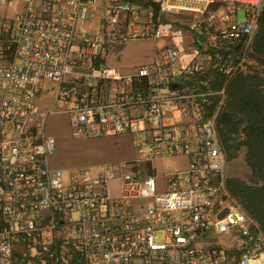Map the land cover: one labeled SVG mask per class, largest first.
<instances>
[{
    "label": "built area",
    "instance_id": "1",
    "mask_svg": "<svg viewBox=\"0 0 264 264\" xmlns=\"http://www.w3.org/2000/svg\"><path fill=\"white\" fill-rule=\"evenodd\" d=\"M263 13L264 0H0V264L259 260L264 230L228 188L218 119ZM132 40L165 44L123 73L111 59ZM51 115L73 138L129 136L136 156L53 167Z\"/></svg>",
    "mask_w": 264,
    "mask_h": 264
},
{
    "label": "trees",
    "instance_id": "2",
    "mask_svg": "<svg viewBox=\"0 0 264 264\" xmlns=\"http://www.w3.org/2000/svg\"><path fill=\"white\" fill-rule=\"evenodd\" d=\"M250 60L264 64V13L247 68ZM250 69L255 71L253 67ZM246 72L239 73L228 86L226 103L218 119V132L229 166L245 151V163L251 172L249 180L227 178V185L264 230V77L256 71ZM223 82L217 81L214 89L219 90Z\"/></svg>",
    "mask_w": 264,
    "mask_h": 264
},
{
    "label": "rangeland",
    "instance_id": "3",
    "mask_svg": "<svg viewBox=\"0 0 264 264\" xmlns=\"http://www.w3.org/2000/svg\"><path fill=\"white\" fill-rule=\"evenodd\" d=\"M237 17L239 22H245V11L240 10ZM177 26L184 33L182 43H192L194 37L190 30L189 21L179 22ZM164 44V40L129 41L112 56L111 65L123 73H131L139 66L151 62L154 52L157 48L163 47ZM250 67H253L258 74L264 77V64H257L255 61L250 60L246 71L248 73L255 72ZM48 105L49 100L46 98L40 103L42 109H46ZM46 133L53 136L56 141L57 150L51 158V164L56 168L68 169L82 164L116 163L133 159L136 156L129 136L99 140L73 138L68 121L63 116H49L46 121ZM244 155L245 151L243 150L239 158L230 163V166L227 164L225 171L227 178L236 177L245 181L249 180L251 172L245 163ZM163 165L168 167L170 171H174L180 167H185L187 163L184 159H167L163 162ZM161 239L162 237L157 236V241H161ZM252 264H264V255Z\"/></svg>",
    "mask_w": 264,
    "mask_h": 264
},
{
    "label": "crops",
    "instance_id": "4",
    "mask_svg": "<svg viewBox=\"0 0 264 264\" xmlns=\"http://www.w3.org/2000/svg\"><path fill=\"white\" fill-rule=\"evenodd\" d=\"M176 43L179 45L180 44V40L179 39H177L176 40ZM158 49V48H157ZM123 50V49H122ZM155 54H156V51L154 52V56H155ZM154 56H153V58H152V60L154 59ZM194 56V54H186V55H184V57H183V59H182V61H181V64L182 65H184V64H186L192 57ZM152 60H151V62H152ZM150 63V62H149Z\"/></svg>",
    "mask_w": 264,
    "mask_h": 264
},
{
    "label": "clouds",
    "instance_id": "5",
    "mask_svg": "<svg viewBox=\"0 0 264 264\" xmlns=\"http://www.w3.org/2000/svg\"><path fill=\"white\" fill-rule=\"evenodd\" d=\"M226 159H227V157H226ZM226 166H227V164H226Z\"/></svg>",
    "mask_w": 264,
    "mask_h": 264
}]
</instances>
